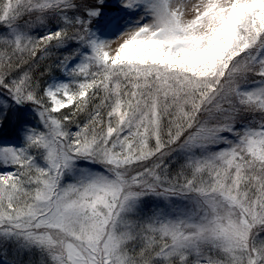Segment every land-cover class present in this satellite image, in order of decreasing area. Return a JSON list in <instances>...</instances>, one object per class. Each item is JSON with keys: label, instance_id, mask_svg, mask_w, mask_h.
Returning a JSON list of instances; mask_svg holds the SVG:
<instances>
[{"label": "snow or ice", "instance_id": "snow-or-ice-1", "mask_svg": "<svg viewBox=\"0 0 264 264\" xmlns=\"http://www.w3.org/2000/svg\"><path fill=\"white\" fill-rule=\"evenodd\" d=\"M0 264H264V0H0Z\"/></svg>", "mask_w": 264, "mask_h": 264}, {"label": "rangeland", "instance_id": "rangeland-1", "mask_svg": "<svg viewBox=\"0 0 264 264\" xmlns=\"http://www.w3.org/2000/svg\"><path fill=\"white\" fill-rule=\"evenodd\" d=\"M14 139L13 129L6 127L3 132H0V143L12 142Z\"/></svg>", "mask_w": 264, "mask_h": 264}]
</instances>
